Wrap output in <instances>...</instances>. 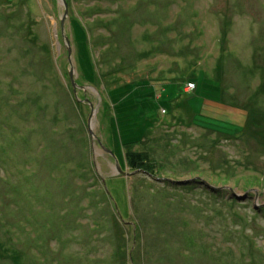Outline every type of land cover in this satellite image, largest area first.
I'll return each mask as SVG.
<instances>
[{
  "label": "rangeland",
  "instance_id": "374dc122",
  "mask_svg": "<svg viewBox=\"0 0 264 264\" xmlns=\"http://www.w3.org/2000/svg\"><path fill=\"white\" fill-rule=\"evenodd\" d=\"M0 264H264V0H0Z\"/></svg>",
  "mask_w": 264,
  "mask_h": 264
},
{
  "label": "trees",
  "instance_id": "16d2710c",
  "mask_svg": "<svg viewBox=\"0 0 264 264\" xmlns=\"http://www.w3.org/2000/svg\"><path fill=\"white\" fill-rule=\"evenodd\" d=\"M125 164L131 171L142 172L144 170V157L141 153L128 152L125 154ZM124 159V161H125Z\"/></svg>",
  "mask_w": 264,
  "mask_h": 264
},
{
  "label": "water",
  "instance_id": "95a60500",
  "mask_svg": "<svg viewBox=\"0 0 264 264\" xmlns=\"http://www.w3.org/2000/svg\"><path fill=\"white\" fill-rule=\"evenodd\" d=\"M66 12H67V11L65 10V14H66ZM69 53H70V52H69ZM69 75H70V76H69V77H70V81L73 83V81H74V77H73L74 74L71 72V73H69ZM75 86H76V85H75ZM77 86H78V85H77ZM73 88L75 89V87H73ZM89 106H91V105L89 104ZM91 108H92V107H91ZM118 171H119L120 173H122L119 167H118Z\"/></svg>",
  "mask_w": 264,
  "mask_h": 264
},
{
  "label": "bare ground",
  "instance_id": "6f19581e",
  "mask_svg": "<svg viewBox=\"0 0 264 264\" xmlns=\"http://www.w3.org/2000/svg\"><path fill=\"white\" fill-rule=\"evenodd\" d=\"M96 110H97L96 108L95 109L91 108V111H92L93 114L96 113Z\"/></svg>",
  "mask_w": 264,
  "mask_h": 264
}]
</instances>
